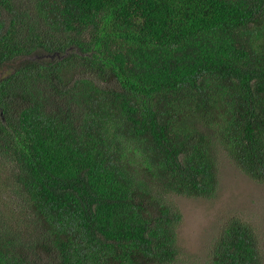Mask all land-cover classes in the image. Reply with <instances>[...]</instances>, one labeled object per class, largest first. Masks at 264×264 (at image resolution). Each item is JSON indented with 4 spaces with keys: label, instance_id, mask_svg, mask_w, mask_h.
<instances>
[{
    "label": "trees",
    "instance_id": "16d2710c",
    "mask_svg": "<svg viewBox=\"0 0 264 264\" xmlns=\"http://www.w3.org/2000/svg\"><path fill=\"white\" fill-rule=\"evenodd\" d=\"M0 74V264H174L220 148L264 185V0H0Z\"/></svg>",
    "mask_w": 264,
    "mask_h": 264
},
{
    "label": "rangeland",
    "instance_id": "374dc122",
    "mask_svg": "<svg viewBox=\"0 0 264 264\" xmlns=\"http://www.w3.org/2000/svg\"><path fill=\"white\" fill-rule=\"evenodd\" d=\"M169 199L183 219L174 264H211L212 249L231 218H240L255 230L264 263V185L246 175L225 150L218 151V190L213 198Z\"/></svg>",
    "mask_w": 264,
    "mask_h": 264
}]
</instances>
